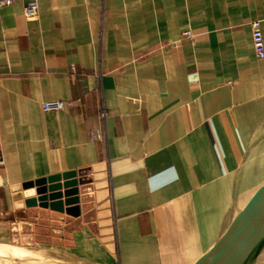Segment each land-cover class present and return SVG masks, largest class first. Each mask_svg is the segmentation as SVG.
<instances>
[{
  "label": "crops",
  "instance_id": "0c3cea01",
  "mask_svg": "<svg viewBox=\"0 0 264 264\" xmlns=\"http://www.w3.org/2000/svg\"><path fill=\"white\" fill-rule=\"evenodd\" d=\"M38 4L37 21L21 0L0 8V245L46 239L81 264L231 261L264 223V0ZM50 101L73 106L44 113ZM65 173L77 204L25 205L24 185Z\"/></svg>",
  "mask_w": 264,
  "mask_h": 264
},
{
  "label": "water",
  "instance_id": "95a60500",
  "mask_svg": "<svg viewBox=\"0 0 264 264\" xmlns=\"http://www.w3.org/2000/svg\"><path fill=\"white\" fill-rule=\"evenodd\" d=\"M77 183L75 173H65L35 183H29L24 185V189L27 190L34 186L39 187L43 185V188L37 189V192L42 195L40 197L41 201L45 203H41L39 206L62 213L64 211L61 201L63 198L76 196L66 200L65 204L72 206L78 203L79 199L77 196L79 191ZM32 192L34 191L25 192V197L27 199L26 206L28 208H35L38 206L36 204V199L32 198ZM67 212L72 214L70 210ZM226 264H264V223L254 231L252 237H250L239 254Z\"/></svg>",
  "mask_w": 264,
  "mask_h": 264
},
{
  "label": "built area",
  "instance_id": "2783aa9c",
  "mask_svg": "<svg viewBox=\"0 0 264 264\" xmlns=\"http://www.w3.org/2000/svg\"><path fill=\"white\" fill-rule=\"evenodd\" d=\"M17 0H1L0 8L9 7ZM24 2V17L27 21H37L39 18L38 0H21ZM252 40L254 52L259 60H264V39L261 31L260 22L251 24ZM183 40L193 41L194 35L191 31L183 34ZM73 106L71 102L50 101L42 105L44 113H60L70 109Z\"/></svg>",
  "mask_w": 264,
  "mask_h": 264
},
{
  "label": "rangeland",
  "instance_id": "374dc122",
  "mask_svg": "<svg viewBox=\"0 0 264 264\" xmlns=\"http://www.w3.org/2000/svg\"><path fill=\"white\" fill-rule=\"evenodd\" d=\"M39 188L42 189L43 188V185L42 186H39V187L34 186L33 188H30V189H27V190L24 189V192L34 191V192H32V195H33L32 198L33 199H36V201H37L36 204L38 205L37 207L40 208V209H45V208H41L39 206L41 203H45V202L41 201V198L40 197L42 195L41 194H38V192H37V189H39ZM77 188H78V183H77ZM74 197H76V196H72V197H69V198H66V199L68 200V199H72ZM31 208H33V207H31ZM41 220L42 221H45V219H41ZM41 229L44 232L46 231L45 228H41ZM0 248L12 249V250H14L16 252H25L23 254H25V255L26 254H29V255L31 254L32 256L37 257V258H40V259H42V260H44L46 262H49L51 264H53L52 263L53 262L52 260H59L61 258H59V257H57V258L55 257L54 258L53 257L54 258L53 259V258L48 257V256H45V255L49 254L51 256H60V257H63L62 258L63 260H66V261L69 260V261H71L72 264H81V263H78V261L73 260L72 258L68 259V257L62 256L58 252L53 253L52 251H59V252H64V253H66V251L59 250V249H54L53 247H51L50 244L47 243L46 239H43V240L42 239H36V241H33L32 238H29L28 240H24V241H20V240L16 239L15 242L12 243V244L0 245ZM38 253H45V255L38 254Z\"/></svg>",
  "mask_w": 264,
  "mask_h": 264
},
{
  "label": "bare ground",
  "instance_id": "6f19581e",
  "mask_svg": "<svg viewBox=\"0 0 264 264\" xmlns=\"http://www.w3.org/2000/svg\"><path fill=\"white\" fill-rule=\"evenodd\" d=\"M16 252L12 249L0 248V264H51L31 254Z\"/></svg>",
  "mask_w": 264,
  "mask_h": 264
}]
</instances>
